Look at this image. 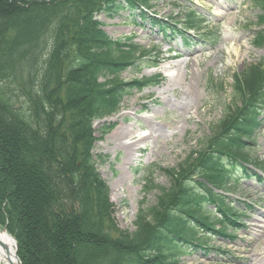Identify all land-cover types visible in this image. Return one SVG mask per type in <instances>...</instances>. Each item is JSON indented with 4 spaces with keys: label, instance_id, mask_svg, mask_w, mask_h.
I'll use <instances>...</instances> for the list:
<instances>
[{
    "label": "trees",
    "instance_id": "16d2710c",
    "mask_svg": "<svg viewBox=\"0 0 264 264\" xmlns=\"http://www.w3.org/2000/svg\"><path fill=\"white\" fill-rule=\"evenodd\" d=\"M150 8L151 0H0V224L23 264H181L192 248L237 230L245 211L226 192L260 164L252 153L264 70L256 65L234 74L223 117L204 150L181 164L178 185L146 177L143 193L159 189L163 212L141 200L133 231L116 224L92 153L93 122L120 111L133 88L115 82L119 67L138 69L148 52L110 37L96 15L129 10L152 21ZM183 24L199 21L189 11Z\"/></svg>",
    "mask_w": 264,
    "mask_h": 264
},
{
    "label": "rangeland",
    "instance_id": "374dc122",
    "mask_svg": "<svg viewBox=\"0 0 264 264\" xmlns=\"http://www.w3.org/2000/svg\"><path fill=\"white\" fill-rule=\"evenodd\" d=\"M151 7V15L160 23L172 19L181 24L189 10L204 22L183 40L177 34L170 37L168 26L151 25L129 10L115 16L96 15L103 32L113 39L132 38L131 43L149 52L138 69L119 67L115 82L133 88L120 111L93 122L92 153L109 184L114 218L123 231L135 229L141 200L146 207L159 206L163 212L159 189L146 196L143 193L146 177L152 172L153 182L166 189L178 185L185 174L181 164L204 150L212 129L223 117V107L232 99L234 74L251 64L264 70V0H151ZM204 35L207 38L202 41ZM177 72L179 80L168 89V78ZM159 76L165 79L160 82ZM146 80L152 84L142 91L134 88ZM190 82L199 95L186 108ZM153 127L160 129L155 137L150 135ZM123 129L136 131V136L118 140L116 134ZM256 142L252 154L256 163L263 164L257 172L264 177V120ZM230 190L228 200L247 210L239 222L243 229L232 236L215 235L210 245L192 248L181 264H264V182L241 179ZM156 221L152 218L150 224ZM0 228L9 232L4 225Z\"/></svg>",
    "mask_w": 264,
    "mask_h": 264
},
{
    "label": "bare ground",
    "instance_id": "6f19581e",
    "mask_svg": "<svg viewBox=\"0 0 264 264\" xmlns=\"http://www.w3.org/2000/svg\"><path fill=\"white\" fill-rule=\"evenodd\" d=\"M180 78V73L177 72L175 76H171L168 78L167 81V87L168 89L172 88V84L176 85L177 81ZM164 76H159L158 81L162 82L164 80ZM199 95V92L195 90L193 83H189L188 90L186 92V108H189L192 106V103L194 102V99ZM160 129L157 127H153L150 130V135L158 134ZM136 136V131L130 130V129H123L118 131L116 134V137L120 141H124L125 139H131ZM155 137V136H154ZM147 138V136H144L142 139ZM140 139V140H142ZM140 140H137L140 142ZM144 142V141H143ZM0 264H23L21 258L19 257L17 250H16V243L14 240V237L9 234L7 231L0 228Z\"/></svg>",
    "mask_w": 264,
    "mask_h": 264
}]
</instances>
